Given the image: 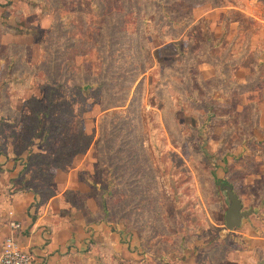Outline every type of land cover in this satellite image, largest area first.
<instances>
[{"label": "rangeland", "instance_id": "rangeland-1", "mask_svg": "<svg viewBox=\"0 0 264 264\" xmlns=\"http://www.w3.org/2000/svg\"><path fill=\"white\" fill-rule=\"evenodd\" d=\"M205 2L235 0H0V194L46 199L53 170L89 153L84 172L107 193L122 250L94 242L96 264H235L257 230L259 107L219 49L238 19L245 51L249 21L230 13L215 36ZM262 76L259 66L251 86ZM228 187L254 210L233 231Z\"/></svg>", "mask_w": 264, "mask_h": 264}, {"label": "crops", "instance_id": "crops-1", "mask_svg": "<svg viewBox=\"0 0 264 264\" xmlns=\"http://www.w3.org/2000/svg\"><path fill=\"white\" fill-rule=\"evenodd\" d=\"M205 3L202 4L204 10L201 17L210 21V32L215 36L226 33L224 25L230 13L235 12L249 21V29L244 33L248 39L245 51L238 43V19L231 20V32L225 34V45L219 49L236 56L231 66L235 73L234 82L243 88L241 96L247 103H258V122L264 133V83L251 86L256 68L260 66L264 69V0H235L230 5L217 2L210 4L212 9H208ZM251 58L255 60V66L248 62ZM206 65L209 66L205 67L207 72H213L214 76V65ZM6 155L0 156V163L8 162ZM88 155L82 157L80 165L64 163L62 168L53 170L51 184L56 191L46 199L31 189L0 194V256L13 221L21 224L18 239L22 247L31 253L33 264H76L74 261L96 264L97 258L90 250L94 242L110 246L116 254L122 251L115 238L118 232L112 230L113 223L104 219L101 203L93 205L94 198L101 199L102 190L100 184L84 172L83 168L89 167L83 166L94 160L87 159ZM74 197L79 199V203L74 202ZM252 218L256 220L257 230L245 231L247 239L241 249L243 252L236 251L241 255H238L235 264H264V213L260 216L254 213Z\"/></svg>", "mask_w": 264, "mask_h": 264}, {"label": "built area", "instance_id": "built-area-1", "mask_svg": "<svg viewBox=\"0 0 264 264\" xmlns=\"http://www.w3.org/2000/svg\"><path fill=\"white\" fill-rule=\"evenodd\" d=\"M9 227L10 232L4 239L2 246L0 264H33L31 253L22 247L18 239L21 224L13 221Z\"/></svg>", "mask_w": 264, "mask_h": 264}, {"label": "water", "instance_id": "water-1", "mask_svg": "<svg viewBox=\"0 0 264 264\" xmlns=\"http://www.w3.org/2000/svg\"><path fill=\"white\" fill-rule=\"evenodd\" d=\"M229 207L225 213V226L229 231L241 226L244 218L252 214V210H244L241 199L231 187L227 188Z\"/></svg>", "mask_w": 264, "mask_h": 264}, {"label": "trees", "instance_id": "trees-1", "mask_svg": "<svg viewBox=\"0 0 264 264\" xmlns=\"http://www.w3.org/2000/svg\"><path fill=\"white\" fill-rule=\"evenodd\" d=\"M216 3H214L213 5H215ZM47 164H51V165H53V166H57V167H59V165H57L56 163H47ZM215 182L216 183H220L221 181L219 180V179H217L216 177H215ZM234 190V189H233ZM235 192V191H234ZM236 193V192H235ZM107 193H106V191H103V193H102V195H101V201H100V203H101V208H102V212H103V214H104V219L105 220H107V221H109V222H112V221H110L111 220V218H110V212H111V209L109 208V206H108V203H107V201H104V196L106 195ZM237 194V193H236ZM239 197V196H238ZM110 218V219H109Z\"/></svg>", "mask_w": 264, "mask_h": 264}]
</instances>
